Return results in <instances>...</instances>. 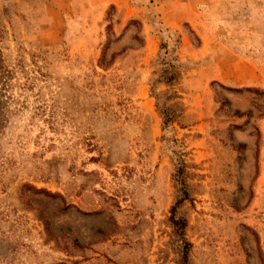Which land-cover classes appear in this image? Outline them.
I'll return each instance as SVG.
<instances>
[{
	"label": "rangeland",
	"instance_id": "1",
	"mask_svg": "<svg viewBox=\"0 0 264 264\" xmlns=\"http://www.w3.org/2000/svg\"><path fill=\"white\" fill-rule=\"evenodd\" d=\"M186 1L0 0V264H264V0Z\"/></svg>",
	"mask_w": 264,
	"mask_h": 264
},
{
	"label": "trees",
	"instance_id": "2",
	"mask_svg": "<svg viewBox=\"0 0 264 264\" xmlns=\"http://www.w3.org/2000/svg\"><path fill=\"white\" fill-rule=\"evenodd\" d=\"M169 82L171 81L170 79L168 80ZM165 116V121L168 122H174L175 116L174 115H168V113H164ZM167 116V117H166ZM185 177V166L182 164L181 167L177 169V172L175 173V181L177 184H182L183 180ZM181 192H183L182 196L177 200V202L173 205L172 207V216H171V223L174 228L175 236H176V241L179 245V247L183 248V257L187 258L188 257V247L190 245L189 241L186 240L185 238V229L187 226V220L178 215V209L180 205L188 198H190V194L188 190L185 189H180ZM184 190V191H183Z\"/></svg>",
	"mask_w": 264,
	"mask_h": 264
},
{
	"label": "crops",
	"instance_id": "3",
	"mask_svg": "<svg viewBox=\"0 0 264 264\" xmlns=\"http://www.w3.org/2000/svg\"><path fill=\"white\" fill-rule=\"evenodd\" d=\"M111 1H113V0H108V2H111ZM196 1H197V0H187L186 3H189V4L192 3V4H194V3H196ZM192 8H194V7L192 6ZM181 14H183V13H180L179 15H181ZM191 18H192V17H191ZM171 20H172V19H171ZM175 22H176V21H175ZM177 23H178V21H177ZM174 24H176V23H174Z\"/></svg>",
	"mask_w": 264,
	"mask_h": 264
}]
</instances>
